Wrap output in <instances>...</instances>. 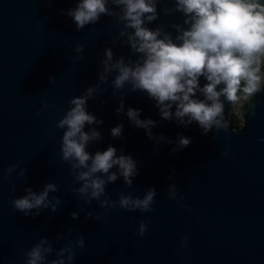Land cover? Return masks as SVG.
I'll return each instance as SVG.
<instances>
[{
	"label": "water",
	"instance_id": "1",
	"mask_svg": "<svg viewBox=\"0 0 264 264\" xmlns=\"http://www.w3.org/2000/svg\"><path fill=\"white\" fill-rule=\"evenodd\" d=\"M77 2L0 0V264H25L24 254L45 237L54 248L49 259L70 244L72 264H264V91L252 98L254 115L240 101L238 125L232 124V105L225 102L227 131L214 128L204 135L195 123L185 127L162 120L146 93L131 92L128 85L115 90V73L110 74L98 89L102 94L87 102V111L103 121L95 126L102 140L87 151L94 155L111 145L117 155H130L139 172L132 187L119 178L106 186V196L110 201H118L121 194L142 199L155 188V211L129 212L117 206L105 215L99 201L86 205L72 191L80 185L62 160L63 130L56 125L71 99L99 83L106 48L112 49L114 59L123 56L127 61L131 55L122 40L112 43L123 28L113 18L102 16L77 31L66 15ZM173 6L171 0L158 4L159 19L148 27L164 25L175 36L170 25H182L183 16L163 14ZM77 46H83L82 53L75 51ZM205 83L201 78L200 85ZM121 98L124 113L118 114ZM128 108L141 110L142 120L158 122L151 129L153 139L128 120ZM120 124L121 137L113 138L110 130ZM178 136L190 138L189 146L179 149ZM12 165L17 168L9 175L6 169ZM21 169H27L24 178ZM48 183L58 186L49 196L61 200L55 212L25 217L14 209L12 201L25 195L24 188L40 192ZM172 184L178 199L183 197L179 202L168 198ZM73 212L78 219H72ZM87 212L101 218H86ZM141 221L147 225L143 236ZM58 235L62 239L57 244ZM81 236L83 249L76 244Z\"/></svg>",
	"mask_w": 264,
	"mask_h": 264
},
{
	"label": "clouds",
	"instance_id": "2",
	"mask_svg": "<svg viewBox=\"0 0 264 264\" xmlns=\"http://www.w3.org/2000/svg\"><path fill=\"white\" fill-rule=\"evenodd\" d=\"M162 2L78 0L76 7L66 13L77 31L87 25H95L102 16L115 19L123 28L112 43L122 40L131 54L127 61L123 56L114 59L112 49L106 48L99 83L89 87L80 97L71 99L69 109L56 125L63 130L62 160L70 165V175L80 185L72 191L79 194L86 205L99 201L105 215L108 209L117 206L129 212H153L152 205L157 196L156 189L149 188L142 199L121 194L118 201H110L106 196V186L122 178L124 184L131 188L133 178L139 174L137 162L130 155H117V149L111 145L94 155L87 151L91 143L102 140L101 132L95 126L103 124L87 111V102L93 99L94 94H102L98 89L108 82L110 74L115 73L112 79L115 90H123L128 85L131 92L146 93L155 102L162 120H175L185 127L195 123L204 135L214 128L227 131L225 102L234 105L244 101L254 115L256 105L251 102L252 98L264 91V0H171L174 6L165 7L163 14L180 13L184 18L182 25H170L175 36L166 31L164 25L155 29L148 27L159 19L157 6ZM75 51L82 53L83 46H77ZM132 56L136 58L132 59ZM201 78L206 81L203 86L200 85ZM49 80L55 82L52 77ZM43 107L47 109V104ZM116 112L124 113L123 98ZM126 116L136 128L144 129L150 139L154 138L151 129L157 126V121L140 119L141 110L133 108L127 109ZM86 126H89V131H85ZM123 127L120 124L112 128L111 136L119 139ZM190 143V138L178 136L179 149ZM222 155L227 156V152ZM16 168V165L9 166L7 174ZM114 168L116 171H112ZM26 173L27 169H21L19 176L24 178ZM173 177L174 173L169 179ZM12 189L14 195L15 184ZM57 191L58 186L54 183L46 184L40 192L27 187L24 188L25 195L14 199L12 206L25 217L39 216L48 209L55 212L61 200L56 196L50 199L49 196ZM167 191L169 199L177 202L183 199H178L175 184L170 185ZM71 217L74 220L79 218L76 212ZM86 218L99 220L101 217L87 212ZM146 230L147 225L141 221L139 234L143 236ZM67 231L70 233L71 229ZM60 239L62 237L58 235L57 244ZM186 242L187 237L182 244L186 245ZM76 244L83 249L84 238L79 237ZM53 252L52 242L42 238L24 254L25 264H66V260L67 264H72L75 258L70 244L56 251L55 259H49Z\"/></svg>",
	"mask_w": 264,
	"mask_h": 264
},
{
	"label": "rangeland",
	"instance_id": "3",
	"mask_svg": "<svg viewBox=\"0 0 264 264\" xmlns=\"http://www.w3.org/2000/svg\"><path fill=\"white\" fill-rule=\"evenodd\" d=\"M239 103H236V104L232 105V108H231V116L232 117H236L238 119H239V111H238Z\"/></svg>",
	"mask_w": 264,
	"mask_h": 264
},
{
	"label": "trees",
	"instance_id": "4",
	"mask_svg": "<svg viewBox=\"0 0 264 264\" xmlns=\"http://www.w3.org/2000/svg\"><path fill=\"white\" fill-rule=\"evenodd\" d=\"M239 122H240V120H239L238 118H236V117H232V124H233V125H238Z\"/></svg>",
	"mask_w": 264,
	"mask_h": 264
}]
</instances>
